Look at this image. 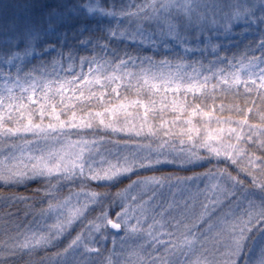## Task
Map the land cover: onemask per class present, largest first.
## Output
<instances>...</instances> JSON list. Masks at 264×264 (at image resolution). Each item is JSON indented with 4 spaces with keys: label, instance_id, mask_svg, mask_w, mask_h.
I'll return each mask as SVG.
<instances>
[{
    "label": "snow or ice",
    "instance_id": "obj_1",
    "mask_svg": "<svg viewBox=\"0 0 264 264\" xmlns=\"http://www.w3.org/2000/svg\"><path fill=\"white\" fill-rule=\"evenodd\" d=\"M0 264H264V0H0Z\"/></svg>",
    "mask_w": 264,
    "mask_h": 264
},
{
    "label": "trees",
    "instance_id": "obj_2",
    "mask_svg": "<svg viewBox=\"0 0 264 264\" xmlns=\"http://www.w3.org/2000/svg\"><path fill=\"white\" fill-rule=\"evenodd\" d=\"M6 211V210H5Z\"/></svg>",
    "mask_w": 264,
    "mask_h": 264
}]
</instances>
